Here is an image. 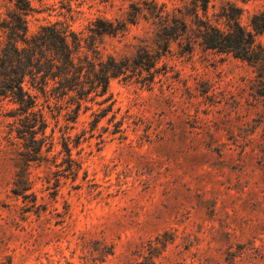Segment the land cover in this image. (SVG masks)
<instances>
[{
    "label": "rangeland",
    "instance_id": "374dc122",
    "mask_svg": "<svg viewBox=\"0 0 264 264\" xmlns=\"http://www.w3.org/2000/svg\"><path fill=\"white\" fill-rule=\"evenodd\" d=\"M151 1L31 0L30 35L57 24L90 39L100 20L126 23L95 36L105 58L161 56L151 74L111 80L109 101L92 95L76 123L39 95L53 142L42 162L0 101V264H264V71L188 50L194 0H156L191 29L164 54ZM229 5L245 27L264 12V0H211L209 18ZM13 8L0 0V19Z\"/></svg>",
    "mask_w": 264,
    "mask_h": 264
},
{
    "label": "trees",
    "instance_id": "16d2710c",
    "mask_svg": "<svg viewBox=\"0 0 264 264\" xmlns=\"http://www.w3.org/2000/svg\"><path fill=\"white\" fill-rule=\"evenodd\" d=\"M210 3L211 0H194L196 27L193 28L194 40L187 42L188 50L198 44L204 50L232 55L264 71V45L258 41L264 34V12L254 14L249 27H245L240 21L242 10L229 5L222 8L218 20L213 22L209 18ZM13 5L7 17L0 19V33L4 37L0 46V101L7 100L14 106L9 114L15 118L11 132L32 144L28 146V161L42 162L44 150L51 152L53 142L46 134L49 123L44 108L39 107V95L47 103L55 101L58 107L70 109L67 120L76 123L83 103L92 95L103 98V103L109 101L111 80L128 79L144 71L151 74L161 55L154 56L142 49L132 62L118 61L113 56L105 58L96 45L95 36L118 34L126 29V23L116 26L100 20L90 39H83L57 24L43 26L30 35L28 17L34 10L31 0H13ZM149 11L155 18L158 46L164 54L169 51L171 41L183 39L191 31L184 14L178 17L156 0L151 1ZM134 17L136 20H130L131 24L137 21L138 16ZM64 148L69 156L68 171L75 173V166H79L72 159L66 142ZM15 194L20 195L18 190Z\"/></svg>",
    "mask_w": 264,
    "mask_h": 264
}]
</instances>
